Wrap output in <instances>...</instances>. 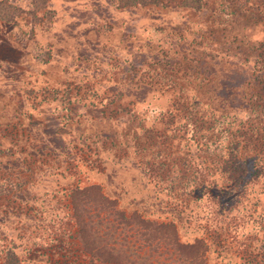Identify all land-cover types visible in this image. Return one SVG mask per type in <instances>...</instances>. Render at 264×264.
<instances>
[{"label":"rangeland","instance_id":"obj_1","mask_svg":"<svg viewBox=\"0 0 264 264\" xmlns=\"http://www.w3.org/2000/svg\"><path fill=\"white\" fill-rule=\"evenodd\" d=\"M123 1L0 0V264H91L90 186L264 264V0Z\"/></svg>","mask_w":264,"mask_h":264},{"label":"trees","instance_id":"obj_2","mask_svg":"<svg viewBox=\"0 0 264 264\" xmlns=\"http://www.w3.org/2000/svg\"><path fill=\"white\" fill-rule=\"evenodd\" d=\"M183 1L196 8H200L203 3V0ZM123 3L138 5L147 4L148 1L127 0ZM92 190H95V198L92 200L86 198V201L81 204L95 207L97 218L106 217L105 232L109 236L101 233L103 219L100 218V223L99 221L96 223V219H92L94 215L85 212L84 209H87L85 206L78 211L81 212L77 215L80 236L84 240L86 250L92 255L91 264H155V261L151 259V254L162 253L161 248L173 254L172 260L175 261L173 264H208L206 261L208 245L204 239L198 238L190 243L183 242L174 223L145 218L136 212L127 213L118 208L116 200L104 195L99 186H90L77 191H80V196H83L85 192ZM79 207L81 205H76L77 209ZM120 228L127 233L132 232L139 244L138 250L130 244L128 238L124 237V243L120 244V240L116 238V232Z\"/></svg>","mask_w":264,"mask_h":264}]
</instances>
